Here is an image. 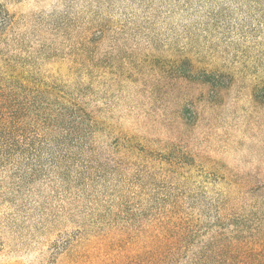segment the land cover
<instances>
[{"label": "rangeland", "instance_id": "rangeland-1", "mask_svg": "<svg viewBox=\"0 0 264 264\" xmlns=\"http://www.w3.org/2000/svg\"><path fill=\"white\" fill-rule=\"evenodd\" d=\"M0 5V91L76 103L91 133L0 152V264H151L179 218L264 233V0Z\"/></svg>", "mask_w": 264, "mask_h": 264}, {"label": "trees", "instance_id": "trees-1", "mask_svg": "<svg viewBox=\"0 0 264 264\" xmlns=\"http://www.w3.org/2000/svg\"><path fill=\"white\" fill-rule=\"evenodd\" d=\"M10 21L8 11L0 5V25L5 28ZM183 69L184 77L204 83H212L215 79L206 74L194 76L185 70V65ZM47 95L35 91L29 97L25 92L0 91V152L7 150L9 153L5 157L19 152L21 141L62 139L80 143L77 139L83 140L91 134L87 113L82 107L71 102H50L56 97L49 92ZM57 99L64 100L62 96ZM25 146L26 142L22 147ZM226 209L227 205H218L216 211ZM219 221L220 218L208 221L202 236L194 229L199 223L197 219L179 218L161 224L164 231L152 237L151 264H264L263 232L248 228V218L227 223L224 229H219Z\"/></svg>", "mask_w": 264, "mask_h": 264}]
</instances>
